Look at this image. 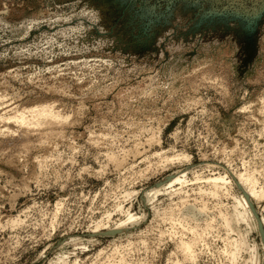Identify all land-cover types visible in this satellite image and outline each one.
<instances>
[{"label": "rangeland", "instance_id": "obj_1", "mask_svg": "<svg viewBox=\"0 0 264 264\" xmlns=\"http://www.w3.org/2000/svg\"><path fill=\"white\" fill-rule=\"evenodd\" d=\"M0 264H264V0H0Z\"/></svg>", "mask_w": 264, "mask_h": 264}, {"label": "bare ground", "instance_id": "obj_2", "mask_svg": "<svg viewBox=\"0 0 264 264\" xmlns=\"http://www.w3.org/2000/svg\"><path fill=\"white\" fill-rule=\"evenodd\" d=\"M46 116H47V115H46ZM46 118H47V117H46ZM243 182H244V181H243ZM169 185H170V184H169ZM242 186H243V185H242ZM251 189H252V188H251ZM249 191H250V189H249ZM251 192H254V191L251 190ZM251 192H250V193H251ZM254 195H255V194H254ZM153 197H154V196H153ZM240 200H242V199H240ZM240 200H239V201H240ZM239 201H238V202H239ZM242 203H244V202L242 201ZM242 203L240 202L239 204L241 205ZM244 204H245V203H244ZM241 206H243V205H241ZM244 210H245V209L243 208V211H242V212H245ZM243 214H244V213H242V215H243ZM245 215H246V213L244 214V216H245ZM246 216H247V215H246ZM247 218H248V217H247ZM247 221H248V220H247Z\"/></svg>", "mask_w": 264, "mask_h": 264}]
</instances>
